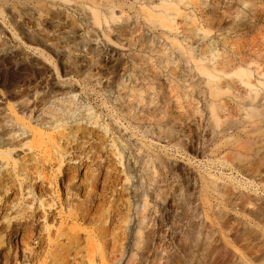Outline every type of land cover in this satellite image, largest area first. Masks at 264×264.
Returning a JSON list of instances; mask_svg holds the SVG:
<instances>
[{
  "label": "rangeland",
  "instance_id": "rangeland-1",
  "mask_svg": "<svg viewBox=\"0 0 264 264\" xmlns=\"http://www.w3.org/2000/svg\"><path fill=\"white\" fill-rule=\"evenodd\" d=\"M263 107L264 0H0V264H263Z\"/></svg>",
  "mask_w": 264,
  "mask_h": 264
},
{
  "label": "bare ground",
  "instance_id": "bare-ground-1",
  "mask_svg": "<svg viewBox=\"0 0 264 264\" xmlns=\"http://www.w3.org/2000/svg\"><path fill=\"white\" fill-rule=\"evenodd\" d=\"M92 15H93L94 19L97 22H100L99 12L93 10ZM164 19H165V17H161L160 18V22L163 23ZM200 70L203 71L204 73H208V75L210 74L211 76H214L206 68H201ZM235 73L239 76V78L241 80H244V81H245V78H246V76L248 74L247 70L246 69H242V68L236 70ZM216 86H218V85L217 84L216 85H212V90H213L214 94H217V92H218V91H216ZM254 98L255 97H253V99ZM210 107H211V110H212V116H213V120H214L213 124H215L216 126H221V124H224V127H223L224 130L232 129V128H234L236 126V122L235 121H231L228 118H226L224 120H221L220 115H218V113L216 111L215 104L211 103ZM255 113L258 114L259 118H262V120H264V107L261 110H255ZM218 148H220V146H218ZM260 149H261V147L257 148L256 150H253L254 151L253 153L257 155L256 158H255V163H256L257 166L254 168V170H256V171L258 170L259 172H261L262 169H264V161H263V158H262L263 155H262V152L260 151ZM3 152H5V151H3ZM233 159H237L239 161H242L243 157H242L241 154H239V155L236 154V155H234ZM239 199L241 201L237 202V204H239L240 207H245V206H248L250 204L255 206V204H256L253 201V198L251 196H248V195L247 196H239ZM250 211L252 213H255V214H262L264 212V208L261 206V204H259V206L256 209L255 208H250ZM251 232L252 233H250V234H252L253 238H255V237L259 238V234L257 233V231L254 232V230H252ZM34 239H35V234L32 232V230L23 231L21 233L20 239L17 240L16 244H15V256L17 255L19 250L22 251V253L24 254V257H23L24 259H26L29 256L35 254L36 251H37V248L34 245V242H33ZM192 247L195 248L194 251H196V250L198 251L201 248L200 243L198 241L196 243L192 244ZM204 249L206 250L207 248H204ZM203 256H204V258L207 256V251L203 252ZM192 258L193 259L197 258V255L194 252H193V257ZM263 258H264V250H263V253L258 255L257 259H263ZM262 263L264 264V261Z\"/></svg>",
  "mask_w": 264,
  "mask_h": 264
}]
</instances>
